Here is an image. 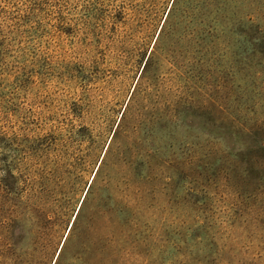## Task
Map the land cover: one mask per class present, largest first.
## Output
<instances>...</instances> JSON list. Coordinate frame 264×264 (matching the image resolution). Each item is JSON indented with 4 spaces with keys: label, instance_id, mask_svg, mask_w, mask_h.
Returning <instances> with one entry per match:
<instances>
[{
    "label": "rangeland",
    "instance_id": "1",
    "mask_svg": "<svg viewBox=\"0 0 264 264\" xmlns=\"http://www.w3.org/2000/svg\"><path fill=\"white\" fill-rule=\"evenodd\" d=\"M199 3L0 0V264H264L263 126L241 135L244 161L190 160L195 119L153 127ZM244 11L264 19V0ZM240 77L264 120V70ZM167 137L173 161L151 159Z\"/></svg>",
    "mask_w": 264,
    "mask_h": 264
},
{
    "label": "trees",
    "instance_id": "2",
    "mask_svg": "<svg viewBox=\"0 0 264 264\" xmlns=\"http://www.w3.org/2000/svg\"><path fill=\"white\" fill-rule=\"evenodd\" d=\"M247 1L200 0L196 6L197 18L192 21L191 16L188 22L190 26L195 23L198 44L186 54L183 73L176 77L178 86L173 89L167 110L153 117V127L159 131L176 128L181 123L185 125L184 119L197 121L202 140L196 149H184L185 154H190V160L244 161L241 135L252 131L254 126L264 128L263 119L247 115L254 112L244 102L245 92L240 86V76L245 70L252 67H258L260 72L264 70V19L245 13ZM232 35L238 39L235 43L231 41ZM216 90L225 91V95L213 96ZM171 139L167 137L165 144L154 141L151 159L173 161L171 155H166L175 145ZM228 141L237 147H231ZM146 170L142 165L137 173L140 184L151 177ZM144 190L139 186L131 197L133 209L141 204Z\"/></svg>",
    "mask_w": 264,
    "mask_h": 264
}]
</instances>
